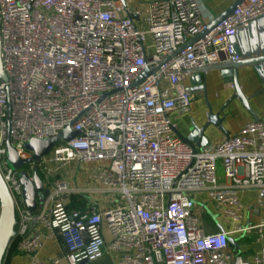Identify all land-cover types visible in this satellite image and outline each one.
Instances as JSON below:
<instances>
[{
    "label": "built area",
    "instance_id": "1",
    "mask_svg": "<svg viewBox=\"0 0 264 264\" xmlns=\"http://www.w3.org/2000/svg\"><path fill=\"white\" fill-rule=\"evenodd\" d=\"M239 2L202 36L209 25L198 0L153 3L144 30L120 16L119 0H0L7 78L0 82V173L16 210L12 244L32 264H44L38 258L43 236L30 234L33 222L61 239L71 264L104 256V226L110 250L127 252L119 264H249L229 253V238L251 231L238 225L239 193L254 190L264 199V122L199 151L172 120L190 112L186 80L241 60L233 38L264 17V0ZM146 70L153 73L134 86ZM69 127L80 135L39 164L9 166V147L28 161L29 142ZM70 163H101L93 179L120 197L106 214L97 205L68 208L77 191L59 177ZM36 167L47 194L43 208L31 213L19 173L32 179ZM197 194L223 210L234 232L206 233ZM255 264H264V250Z\"/></svg>",
    "mask_w": 264,
    "mask_h": 264
},
{
    "label": "crops",
    "instance_id": "2",
    "mask_svg": "<svg viewBox=\"0 0 264 264\" xmlns=\"http://www.w3.org/2000/svg\"><path fill=\"white\" fill-rule=\"evenodd\" d=\"M159 0H119L121 17H131L135 25L144 30L146 20L149 17L150 7ZM239 0H198L202 11V18L208 25L215 22L227 10L235 5ZM264 44V32L262 33ZM202 84L196 79L190 78L184 82V86L189 90L192 98L189 113L172 115V120L176 125L177 132L182 139L190 136L192 126L204 127L210 116L221 112L223 107L235 93L233 79L223 78L219 70H211L207 75L202 76ZM238 82L245 98L248 99V108L240 100L232 101L220 115L223 132L218 131L213 126L205 132L208 140L207 147L217 145L227 137L240 134L241 130L248 124L256 121L264 122V75L258 74L253 67L239 70ZM196 83V84H195ZM196 150H204L202 143ZM101 163H85L77 165L70 163L62 170L59 179L66 181L77 191L66 200L67 206L71 210L87 211L91 205H97L102 214H106L115 202V193L99 184L92 175ZM220 184L226 183L223 169L219 167ZM196 211L202 219V227L207 234H215L219 231L234 232L235 225L225 218L223 210L216 206L207 194H197L194 196ZM240 204L243 207V216L239 222L242 228H251L248 233H233L230 238L235 241V245L229 244V253L233 256H240L249 264H255V257L264 250V199L258 191H245L238 195ZM208 217L209 222L203 219ZM30 234H41L42 246L38 251V258L44 264H71L66 258L64 245L59 237H49L41 226L33 222L30 225ZM103 235L106 241L104 256L95 262H84L81 264H119L126 251L114 252L110 250L109 243L111 236L104 226ZM33 259L29 255L18 252L12 244L9 248L3 264H32Z\"/></svg>",
    "mask_w": 264,
    "mask_h": 264
},
{
    "label": "water",
    "instance_id": "3",
    "mask_svg": "<svg viewBox=\"0 0 264 264\" xmlns=\"http://www.w3.org/2000/svg\"><path fill=\"white\" fill-rule=\"evenodd\" d=\"M240 5L238 1L229 10H227L222 16L217 18L215 22L210 24L202 36L208 34L213 29H215L223 20L231 16L237 7ZM264 32V17L250 23L247 28L239 29L237 35L233 38V43L235 45L236 53L240 57V61L234 62L227 65H222L220 67L213 68L211 70H219L222 72L223 78L233 79V85L235 93L232 98L223 107L220 113L212 115L208 118L207 124L198 128L197 126H192L190 131V136L183 139L185 142L190 144L192 147H200L202 143L203 149L205 150L207 145H209L208 140L204 139L205 132L209 127L213 126L218 131L223 132L222 122L220 120L221 113L226 110L229 104L234 100H240L243 105L248 108V99L243 95L239 82L238 74L239 70L247 67H253L254 70L260 74L264 75V44L262 42V36ZM201 36V37H202ZM199 39V38H197ZM210 70V71H211ZM153 73L150 70H146L139 79L134 83V86L141 84L147 77ZM202 76H195L197 83L202 84ZM6 75L3 71L2 61H1V37H0V82L6 81ZM196 84V83H195ZM80 135L79 132H74L71 128H67L61 132L58 136L48 139V140H33L27 144V150L33 153V156L28 161L20 160L12 148H8V163L9 166L14 170H21L24 165L36 163L39 164L40 161L48 156L54 147L61 143H67L71 140L76 139ZM229 138V137H227ZM203 151V150H200ZM19 180L23 190V195L27 209L31 213H35L38 209L43 208L47 192L44 189V183L39 176L38 168H35L33 178H29L26 172L19 173ZM16 210L12 196L4 182L2 175L0 173V264H3L4 258L12 245L13 240L16 237ZM229 244L234 246L235 241L229 238Z\"/></svg>",
    "mask_w": 264,
    "mask_h": 264
},
{
    "label": "rangeland",
    "instance_id": "4",
    "mask_svg": "<svg viewBox=\"0 0 264 264\" xmlns=\"http://www.w3.org/2000/svg\"><path fill=\"white\" fill-rule=\"evenodd\" d=\"M120 197L119 196H115V199H119ZM210 221V219L208 218V217H205L204 219H203V223L204 222H209Z\"/></svg>",
    "mask_w": 264,
    "mask_h": 264
}]
</instances>
